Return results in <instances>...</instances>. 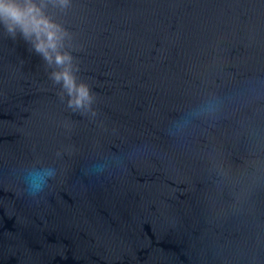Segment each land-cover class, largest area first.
Wrapping results in <instances>:
<instances>
[{
  "label": "water",
  "instance_id": "obj_1",
  "mask_svg": "<svg viewBox=\"0 0 264 264\" xmlns=\"http://www.w3.org/2000/svg\"><path fill=\"white\" fill-rule=\"evenodd\" d=\"M43 3L47 58L0 22V264H264V0Z\"/></svg>",
  "mask_w": 264,
  "mask_h": 264
},
{
  "label": "clouds",
  "instance_id": "obj_2",
  "mask_svg": "<svg viewBox=\"0 0 264 264\" xmlns=\"http://www.w3.org/2000/svg\"><path fill=\"white\" fill-rule=\"evenodd\" d=\"M43 7V0H0V22L9 31L18 30L25 38H32L37 50L44 52L47 58L45 48L54 47L50 43L53 40V24ZM32 186L34 190H39L40 184Z\"/></svg>",
  "mask_w": 264,
  "mask_h": 264
}]
</instances>
